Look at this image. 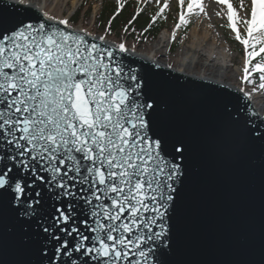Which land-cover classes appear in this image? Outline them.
<instances>
[{
	"label": "snow or ice",
	"instance_id": "snow-or-ice-1",
	"mask_svg": "<svg viewBox=\"0 0 264 264\" xmlns=\"http://www.w3.org/2000/svg\"><path fill=\"white\" fill-rule=\"evenodd\" d=\"M217 2L226 5L235 38L252 49L249 62L264 53V0H250L243 16L230 0ZM194 7L204 11L188 0L189 12ZM184 23L181 13L176 27ZM254 67L264 73V63ZM147 88L137 69L82 35L0 17V216L27 217L21 221L27 245L23 224L42 219L37 181L67 205L56 209L51 224H38L36 264H150V257L174 264L168 221L182 172L161 158L163 138L148 136L145 110L155 105ZM176 151L182 155V148Z\"/></svg>",
	"mask_w": 264,
	"mask_h": 264
},
{
	"label": "water",
	"instance_id": "water-1",
	"mask_svg": "<svg viewBox=\"0 0 264 264\" xmlns=\"http://www.w3.org/2000/svg\"><path fill=\"white\" fill-rule=\"evenodd\" d=\"M0 17L15 26L45 24L82 35L147 78L148 102L155 105L145 110L151 112L148 136L163 138L161 158L179 164L182 172L168 221L174 264H264V116L247 93L128 49L120 52L119 45L49 20L33 5L0 0ZM37 185L43 199L37 197L35 207L42 219L23 224L27 245L21 230L27 217L0 216V264H36L38 224L43 219L51 224L56 209L67 207L46 183ZM150 264H156L155 257Z\"/></svg>",
	"mask_w": 264,
	"mask_h": 264
},
{
	"label": "rangeland",
	"instance_id": "rangeland-1",
	"mask_svg": "<svg viewBox=\"0 0 264 264\" xmlns=\"http://www.w3.org/2000/svg\"><path fill=\"white\" fill-rule=\"evenodd\" d=\"M36 3H41L44 0H30ZM46 0L44 13L53 19L66 20L68 25L74 29L84 31L88 34L98 36L106 41L120 45L123 43L125 49L139 53L141 55L148 56L154 60L175 67L177 69L182 68L181 63L184 60V50L191 46L193 38L190 36V30L197 25L201 30L208 31L209 41L213 42L216 38L218 42H223L226 47V58L222 61L224 65V74L221 77H215L222 82L232 83L237 85L239 89L244 92H248L251 89H258L260 96L253 98L255 104L259 105L260 101L264 98V89L258 86L249 87L246 82V55L243 54V44L231 43L228 40V33L236 35L232 29L228 30L229 24L227 20V7L220 4L217 0H197L200 3L204 11L201 12L199 8L194 7L191 12L187 8L188 0H184V5L181 6L180 0H138L141 5H148V7H161L168 12V22L166 28L162 30L166 34L168 41L156 47L155 40H140L136 35H133V31L123 27L118 32L111 30L108 23H101L99 15L103 6L110 3H118L119 0ZM234 8L238 11L240 16L244 15V12L248 11L250 0H243L244 8H241V0H230ZM167 4V7L164 5ZM80 9V10H79ZM80 11V15L75 19V12ZM184 14L187 23L193 21L188 33L183 34L181 32V24L177 28V24H180V15ZM219 13V15H217ZM237 27L240 29L241 34L244 35L245 26L243 23H238ZM197 60V63L191 68H184L187 73H193L195 75L212 76L209 73L213 72L212 66L204 67L202 65V55ZM183 69V68H182Z\"/></svg>",
	"mask_w": 264,
	"mask_h": 264
},
{
	"label": "trees",
	"instance_id": "trees-1",
	"mask_svg": "<svg viewBox=\"0 0 264 264\" xmlns=\"http://www.w3.org/2000/svg\"><path fill=\"white\" fill-rule=\"evenodd\" d=\"M80 10V9H79ZM76 11L75 19L80 15V11ZM99 20L101 23H108L111 27V30L118 32L123 27L128 28L133 31V35H136L140 40H155L163 29L166 28L168 18V12L161 7H148V5H141L138 0H119L116 3H110L106 6H103L101 13L99 15ZM193 21L186 23L181 26V32L186 34L189 32ZM228 30L230 27L227 26ZM243 36H247L245 33ZM228 40L231 43H240L233 34L228 33ZM240 45H242L240 43ZM243 46V54L246 55V65L245 68L248 69L246 73L245 82L249 87L258 86L261 83H264L260 79L261 73L255 69L257 63H264L261 57H264V53L260 54L249 62L247 52L251 51V48ZM260 44H256V50L259 51Z\"/></svg>",
	"mask_w": 264,
	"mask_h": 264
},
{
	"label": "bare ground",
	"instance_id": "bare-ground-1",
	"mask_svg": "<svg viewBox=\"0 0 264 264\" xmlns=\"http://www.w3.org/2000/svg\"><path fill=\"white\" fill-rule=\"evenodd\" d=\"M15 1H19V2L26 4V5H33L40 12H42V14H44L49 20L60 21L59 19L50 18L44 13L46 0L42 1L41 3H36V2L30 1V0H15ZM73 3L74 4L76 3L75 0L73 1ZM66 26L70 27L68 24ZM190 36L193 38V41L191 43V46H189V48L184 50V60L181 63V67L183 69L180 68L179 70L187 73L184 70V68L185 69L186 68L191 69L197 63V60L201 57L200 54L203 52L202 55L204 56V58H202V60H203L202 65L204 67L212 66V68L214 70L212 73H209L212 76H204V75H196V76L212 78V79H215L216 76L221 77L224 74V65L222 64V61H224L226 58V51H227L226 45L222 41L218 42V40L216 38L214 39L213 42H210L208 31H206L205 28H204V30H201L197 25L196 26L194 25L191 28ZM167 41H168V38L163 31L159 34L158 39L155 42V46L159 48V47H161V45H163ZM137 54H139V53H137ZM142 56L148 57L145 55H142ZM148 58H150V57H148ZM151 59H153V58H151ZM190 74L195 75L193 73H190ZM215 80L220 81L219 79H215ZM225 83H227V82H225ZM229 84H232V83H229ZM245 93H247V95L251 99V101L253 98L260 96V91L258 89H251ZM253 103H254L255 107L257 108V110L259 111V113L262 116H264V98H263V100L260 101L259 105L255 104V101H253Z\"/></svg>",
	"mask_w": 264,
	"mask_h": 264
}]
</instances>
